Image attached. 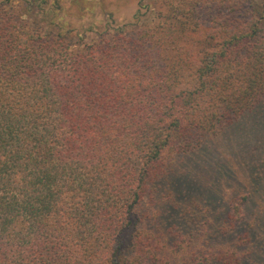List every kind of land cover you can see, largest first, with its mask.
Returning a JSON list of instances; mask_svg holds the SVG:
<instances>
[{"label":"trees","instance_id":"1","mask_svg":"<svg viewBox=\"0 0 264 264\" xmlns=\"http://www.w3.org/2000/svg\"><path fill=\"white\" fill-rule=\"evenodd\" d=\"M40 1L0 0V264H264V149L212 146L264 127V0L92 41Z\"/></svg>","mask_w":264,"mask_h":264},{"label":"rangeland","instance_id":"2","mask_svg":"<svg viewBox=\"0 0 264 264\" xmlns=\"http://www.w3.org/2000/svg\"><path fill=\"white\" fill-rule=\"evenodd\" d=\"M40 2L36 0L35 5ZM146 2L148 3V0L143 3ZM14 4L17 5V2ZM139 5H142L140 0H46L42 7L52 13L49 19L71 30L73 35H82L87 41H92L106 28L126 26V31H134L135 28L130 25L134 23V15ZM41 14L37 15L39 19ZM251 130L254 135L248 134ZM212 146L215 147L218 160L227 157L234 161L245 157L249 161H256L264 149V127L254 129L248 124L243 129L239 128L233 135L227 133L218 137ZM216 156L211 155L214 162ZM248 160L246 161L249 163Z\"/></svg>","mask_w":264,"mask_h":264}]
</instances>
